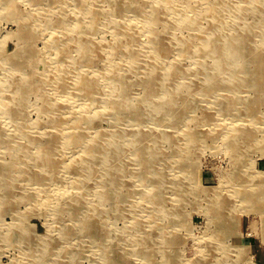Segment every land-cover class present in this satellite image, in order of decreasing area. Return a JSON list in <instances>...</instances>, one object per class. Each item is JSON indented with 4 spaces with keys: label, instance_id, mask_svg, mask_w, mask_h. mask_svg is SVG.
Instances as JSON below:
<instances>
[{
    "label": "rangeland",
    "instance_id": "obj_1",
    "mask_svg": "<svg viewBox=\"0 0 264 264\" xmlns=\"http://www.w3.org/2000/svg\"><path fill=\"white\" fill-rule=\"evenodd\" d=\"M82 1L84 0H12L9 7L10 11H14V13L8 12L5 6L0 5V82L6 85L4 90H0V95L3 96L4 101L11 94L9 90L15 87L13 82L16 81V75H10L8 72H15L17 76L24 77L20 82L25 86L24 92L16 93L11 98L25 100L22 95L27 89L26 103L28 104L22 107L21 115L28 123V127L36 130V133H32L35 138L39 137L40 133L49 137L55 134L48 121L49 115L47 114L49 113L43 114L41 111L48 107L49 100L53 103L72 96L75 108L80 106L82 101H86L85 95L77 92L76 89L70 90L66 87L64 90V86H67L65 82L61 83L63 84L61 90L57 88L50 95V86L47 87V76L44 71L52 69L53 65L57 66L59 70L68 68L70 78H76L74 84H78L81 68L84 65L83 68L88 71L87 79L97 85V77L93 71H99L105 67L107 50L110 49L109 44L115 45L118 42L116 40L117 27L108 21L117 20L118 11L107 6L106 0H99V7L104 11L101 12L99 23L98 20L94 22L98 23V29L95 31L88 29V32L93 34L91 41L94 46L89 63H82L86 60H80L79 52L72 48L73 56L78 57L77 61L80 60V62H74L71 66L64 65L58 52L50 47L49 40L54 33L59 34L61 26L67 24L69 27L71 22L82 18L79 14L72 12L78 11L77 4ZM193 1L186 0L188 4H192ZM202 1L205 4L208 0H196L195 4L202 5ZM237 1L245 10L253 8L244 6L242 2L245 0L231 1L230 9L224 14L226 17L232 16L234 11L232 7L236 5ZM101 2L103 3L101 4ZM55 11L64 12L65 18L55 15ZM36 16L38 19L32 24L30 20ZM89 17L95 18L94 16ZM85 20L87 21V19ZM165 21L168 22L166 18ZM168 23L167 25L159 24L154 29L166 39L168 44L170 39L177 38L180 41L182 38L192 35L188 29L178 30L170 22ZM200 23L209 27L207 21L201 17ZM253 26L250 31V47L253 53H263L264 24L258 23ZM147 39V35H143L140 37V43L147 45ZM170 45L173 46L168 48L170 56L178 54L179 52L175 51L177 44ZM117 47L115 54L119 55L122 46ZM175 58L177 61H181L182 67L191 69L192 62L190 60L182 57ZM170 61L174 62V60ZM204 65L213 70L216 63L206 60ZM17 70L22 73H17ZM219 75L212 78L217 84L234 80L241 83L245 78L244 75L233 78L227 72L219 73ZM183 80V76L178 79L180 85L189 86L187 98L190 99L188 102L190 106L184 113H187L188 116L178 125L162 122L159 124L162 126H158L157 121L149 116H145V120L140 124L134 116L124 113L123 117L109 115L98 118L100 132L98 133L96 129L86 132L85 135L88 136L101 133L99 144L111 140L112 133H119L118 138L113 137L111 142L115 146L121 147L120 156L123 167H120L123 177L120 184L112 181L106 184L105 202L102 200V191L99 187L102 184V175L108 169L107 166L97 164L95 167L93 164L91 169L88 168L87 171L90 172L94 169L96 173L94 177V172H91L92 178L84 180L86 187L80 188L84 193H88L87 196L82 199L80 192L78 194L71 192L66 201H77L76 205L73 207L67 205L61 208L57 200L54 199L55 189L59 186L56 180H54L55 182L42 180L34 183L29 182L25 177H20L19 180H14L12 177L17 171V164L25 159V148L31 147L27 137L21 134H17L15 137H4L5 134H0V166L8 167L6 180H0V186L3 189L0 191V264H113V262H108V248H111L110 253L114 255H112V261H116V264H166L169 256L174 257L177 264H198L202 259L211 260L213 258L218 264H230L240 254L237 251L241 250H244L245 254L240 264H264V214L261 213L263 209L258 211L242 209L239 204L233 210L231 216L237 220L235 234L228 233L224 240L232 251L230 256L234 257L226 259L222 253L213 251L207 244L208 239L212 238L217 231V222H212L213 213L206 208V201L202 202L200 197L195 200L192 195L188 172L189 164H195L199 174L197 184L201 188L207 189L204 193L205 197H208V192L212 195L213 189L218 187L220 189L227 187V190L233 189L234 185L241 182L233 179L240 169L250 171L255 182H264V150L261 149L264 147V121L259 117L255 122H252L246 116H241V111L250 108L251 104L248 102L243 103L240 110L227 114H222L220 105L217 106L223 95L253 98L254 92L247 86L240 87L238 91L234 92V95L219 90L213 95L207 90L205 91L209 84L205 83V78L200 77V73ZM70 81L72 82V80ZM135 82L131 89L132 96L138 100V105L141 107L144 105L143 99L147 88L145 83L138 81L137 78ZM34 85H38V87L35 89ZM40 87L43 88L42 91ZM202 89L207 95L200 93ZM43 95L47 97L43 98ZM110 95H113V99L108 102L110 105H113L112 101H119L117 93ZM105 97V94L93 91L88 96V99L92 101L90 107L105 105L107 103ZM210 101L211 105L208 104ZM55 107L57 114H60L65 108L64 105ZM112 111L116 113L117 109H112ZM257 111L264 114V105ZM209 113L213 115L214 121L210 122L211 125L204 123L200 128L207 133L205 146H200V141H196L192 145L187 144L185 137L182 136V130L186 129L187 121L193 117L195 120H201L204 115ZM1 125L8 133L14 124L0 112V127ZM237 125L238 128L233 129ZM38 126H45V128L39 129ZM238 129H247L243 139H239L235 133ZM133 130L135 133H149L150 138H145L143 149L155 145L153 144L155 134L171 135L170 140H165L163 144L156 146L153 171L141 165L139 155H135L136 150L130 144L131 140L135 138ZM72 131H61L57 134L65 135V132L72 133ZM210 131H214L215 134L211 136ZM222 131H224L223 134ZM223 135L232 140L233 145L228 140H224ZM39 138L41 142H47L44 138ZM15 140L16 142H14ZM54 142H56L54 153L58 149L56 156L65 162H70L69 159L73 158V154L78 151V148L80 149L74 144L67 145L64 149V152L67 153L63 152L65 154L63 155L62 148L58 144L60 139L54 136ZM17 143H20V148L15 149L14 146ZM236 150L238 151L234 153ZM32 151L35 150L32 149ZM59 151L61 152L59 153ZM36 153L39 152L36 151ZM146 155L150 156L147 153ZM182 155L184 158L179 159L178 156ZM178 160H183L185 169H179ZM115 166L112 162L109 164V169L110 167L115 168ZM64 167L65 165L60 162L49 171L57 175L61 182L68 183L75 176L70 177L63 173L66 172L62 170ZM38 172H40L39 168H37L36 174ZM161 177L164 180L162 191L166 196V201L158 203L155 206V211L151 212L153 210L148 208L149 203L143 201V195L149 188L148 186L152 187ZM184 178L188 187L186 189L188 195L184 203L177 204L174 188ZM4 181L7 182V185L9 183L16 187L14 195L8 193L9 185L4 190ZM237 189L244 192L240 186ZM5 191L7 195L4 196L3 192L5 193ZM46 196L50 198L48 201ZM148 196L156 197V193L148 194ZM34 200L36 203H33ZM177 205L182 217L179 215L177 217L168 216L167 211L172 210L175 206L177 208ZM57 207L60 209L59 216L52 212ZM88 215L94 218V222L91 223V228L82 229V220L86 219L85 216ZM172 221L177 224L176 227L170 225ZM59 229L61 230L59 231ZM65 231H67V236ZM160 231L165 232V235Z\"/></svg>",
    "mask_w": 264,
    "mask_h": 264
},
{
    "label": "bare ground",
    "instance_id": "obj_2",
    "mask_svg": "<svg viewBox=\"0 0 264 264\" xmlns=\"http://www.w3.org/2000/svg\"><path fill=\"white\" fill-rule=\"evenodd\" d=\"M106 1L107 6L118 11L117 20L114 22L108 20L117 27L118 32L116 34V40L118 42L115 45L109 44L110 49L107 50L108 56L105 59V67L102 70L93 71L94 75L97 77V85L87 79L88 71L83 68L84 65L81 68L80 81L78 84H74L76 78H70L68 68L66 70L64 68L59 70L57 66L53 65L54 67L52 66V69L44 71V74L47 76V87L50 86V95H52L53 91L57 88L61 90L63 85L61 83L65 82L67 86H64V90H66V87L70 90L76 89L77 92L83 93L86 97V101H82L83 103L77 106V108L74 107L75 102L73 101V97L68 96L63 100H58L53 103L49 102V100L47 102L48 107L41 110L43 114L49 113L47 114L49 115L48 121L52 127V132L55 131L54 136L60 139L58 144L59 147L62 148V153L67 145L74 144L80 147L81 151L78 148V151L73 154V158L69 159L70 162H65L62 158L56 156L58 149L54 153L53 149L56 144V142L53 143L54 136L49 137L44 133L38 134L39 137L44 138L47 142H41L39 137H33L32 133H36V130L34 128H29L28 123L24 121L21 115L22 107L28 104L26 103L27 89H25V94L22 95L25 100L21 98H11L15 96L16 93L21 91L24 92L25 86L20 84L24 77L17 76L15 72H8L10 75H16V81L13 82L15 87L12 86L13 88L9 90L11 93L9 98L4 101L3 96L0 95V100H2V102H0V112L4 114L9 122L14 124L8 133H6L7 130L3 129L1 125L0 134H5L4 137H15V135L21 134L27 137L30 146L35 150L32 151L31 147L25 148V159L19 160L20 162L16 167L17 171L12 177H14V180L25 177L29 182L34 183L42 180L50 182L56 180L59 186L55 189L54 199L57 200L61 208L67 205L69 207L76 205L77 201H66L71 192H76V194L80 192V198L82 199L87 196L88 193H84L80 188L86 187L85 179H91L93 175L95 177L96 172L94 169L90 172L87 171L88 168H92L93 164H95V167L97 164L100 166L103 164L108 167L106 173L102 175V184L99 187L102 191V200L104 202L106 184L110 181L120 184L119 182L122 180L123 174L121 173V167H123V164L120 156L122 153L121 147L115 146L111 142L113 137L118 138L119 133H112L113 135H110L112 136L111 140L109 139V141L104 144L98 143V140L102 137L101 133V135L96 133L90 136L85 135L87 131H91L92 129H96L98 133L100 132L98 128V118L109 115L123 117L125 113L134 116L140 124L145 120V116H149L157 121L156 123L158 126H162L159 125L162 122L164 124L178 125V123L182 122V120L188 116L187 113H184L190 106L188 103L190 99L187 98V95H189V86L180 85L178 81L182 76L184 80H186L189 76H196L200 73V77L202 79L205 78V83L209 84V87H204L205 91L207 90V92L213 95L218 90L227 92L226 94L232 93L234 95V92L238 91L240 87L248 86L254 92L253 98H245L240 95L234 97L232 95H230V97L223 95L220 97L221 99H219L217 106L220 105L222 114H227L231 111L240 110L242 104L248 102L251 106L249 109L243 108L244 110L241 111V116H246L251 119L252 122H255L259 117L264 121V114L257 111V109L264 105V50L263 53H253L250 47V31L254 27L253 25L258 23L264 24V0L243 1L242 4L244 6L253 7L251 10H245L237 1L236 5L232 7V10H234L232 16L227 17L224 14L230 9L229 3L234 0H208L205 4L202 1V5L198 6L195 4L196 0H194L192 4H188L186 0ZM11 2L12 0H0V5L5 6L8 12L14 13V11H10L9 5ZM102 3L103 2H101V4ZM77 7L76 9H78V11L74 10L72 12L74 14H79L82 18L71 22L69 27L67 24H64V27L61 26L59 34L54 33L49 40L50 47L58 52L64 65L68 66L84 59L86 61L82 63H89L91 53L94 52V46L91 41L93 34L88 32V29L91 31L98 29V23L102 16L101 12L104 11V9H100L99 7V0L92 2L84 0L78 3ZM54 14L58 17L65 18L64 12L55 11ZM89 16H94L95 18L91 19ZM200 17L207 21L209 27H205L200 23ZM165 18L175 29H188L192 35L188 38H182L180 41L177 38L173 40L170 39L168 44L166 39L154 30L159 24H169L165 21ZM37 19L38 16L35 18L33 17L30 22L33 24ZM85 19H87V21ZM97 20L98 23L95 24L94 22ZM101 22L104 23L103 21ZM143 35H147L148 37L146 40L147 45H142L140 43V37ZM170 44L174 46L177 44L175 51L179 52L178 54L170 56L168 48L173 47ZM117 46H122L119 55L115 54L118 49ZM72 48L77 49L79 52V61H77L78 57L73 56L71 51ZM175 57H182L183 59L190 60V62H192L191 69L182 67L180 64L181 61H177ZM169 60H174V62H169ZM206 60L215 61L216 66L213 70L204 65ZM142 61L144 64L141 63ZM16 72L22 73L20 70ZM224 72H227L233 78L239 75H244L245 78L241 83L234 80L217 84L212 80L213 76L218 77L220 76L219 73ZM136 78L138 81L144 82L147 88V93L143 99L144 105L141 107L138 105V100L132 96L131 89L136 83ZM70 80H72V82ZM5 87L6 85L0 82V90H4ZM37 87L38 85H34L35 89ZM40 88L42 91L43 88ZM93 91L105 94V101L107 103L105 105L90 107L92 101L88 99V96ZM111 93H117L120 102L112 101L113 105H110L108 102L113 99V95H110ZM200 93L207 95L203 89ZM46 97V95H43V98ZM211 101L208 103L209 105L212 104L213 101ZM54 105H64V111L57 114V108ZM111 108L117 109L116 113H114ZM212 116L213 115L209 113L204 115L201 120H195L193 117L187 121L185 126L186 129L184 128L182 130V136L185 137L187 144L192 145V143L200 141V146H205L207 133L200 128L204 123L213 122L214 118H212ZM192 122L194 127L193 124H191ZM209 125H211V123ZM37 128L43 129L45 126H38ZM237 128L238 125L233 129ZM61 131H72V133L65 132V135L61 133L57 134V132ZM246 132L247 129H238L235 133L239 139H243ZM77 133L78 135H76ZM133 133L135 138L131 140L130 144L136 150L135 155H139L140 157L139 163L153 171L152 167L156 159V146L158 144H163L165 140H170L171 135L165 134L162 136L160 134H155L153 139V144L155 145L153 147L147 146V149L146 147L143 149L145 138H150V135L148 136L149 133H135L134 130ZM209 133L211 136L215 134L214 131H210ZM223 133L224 131H222V134ZM223 137L224 140H228L231 145H233L232 140L225 138V135H223ZM14 142H16V140ZM14 148H20V143L15 144ZM261 149L264 150V147ZM36 151L39 153H36ZM61 151H59V153ZM79 151L80 153H78ZM237 151L238 150L234 153ZM64 153L63 155H65ZM146 153L150 156L147 157ZM178 158L183 159L184 157L182 155L178 156ZM60 162L65 165L62 170L66 172L62 171L63 173L70 177L75 176L73 179L69 180L68 183L61 182L59 178H57V175L49 171L60 164ZM112 162L116 166L115 168L110 167L109 169V164ZM178 162L180 163L179 169H185L183 160H178ZM37 168L40 169V172L36 174ZM91 172H94V174L92 175ZM188 172L192 195L195 200L200 197L202 202L203 200L206 201V208H208L209 212L213 213L212 222H217V231L212 238L208 239L207 244L213 251L222 253L226 259L234 257L230 256L232 251L229 249L228 245L225 244L224 240L228 233H230V235L235 234L237 220L232 217L231 214L239 204H241L240 207L242 209H250L252 211L263 209L261 213L264 214V182H255L250 171H243L240 169V171L233 176V179L240 180L241 182L234 185L233 189L227 190V187L221 189L218 187L213 189L212 195L208 192V197H205L204 193L207 189L201 188L197 184L199 174L195 164H189ZM7 173L8 167L0 166V180H6ZM163 182L164 180L162 177L159 180L157 179V183H154L152 187L148 186L149 188H146L147 191H145L143 195V201L147 204L149 203L148 208L153 210H150L151 212L155 211V206H157L158 203L166 201V196L162 191L164 188ZM6 183L4 181V190L9 185L8 193L14 195L16 187L13 185L11 186L9 183L7 185ZM239 186L244 189V192L237 189ZM187 188L185 178L174 188L175 195L177 196V204L184 203L186 200L188 195V191H186ZM0 191H3L2 186H0ZM152 193H156V197L148 196V194ZM3 195H7L6 191L5 193L3 192ZM47 197L48 196H46V199L48 201L50 198ZM33 203H36V200H34ZM177 208L175 206L172 210H168V216L177 217V215H179L182 217L181 213H179V208ZM59 211V207L52 210V212L58 216L60 213ZM85 218L86 219L82 220L81 223L82 229H89L91 228V223L94 222V218L89 217V215L87 217L85 216ZM170 225L174 227L177 226L173 221ZM17 229L19 228L17 227ZM60 230L61 229H59V231ZM160 232L163 234L165 233L163 231ZM63 233L64 230L62 234ZM65 234L67 236V231H65ZM110 249L111 248L107 249L109 255L108 262L116 264V261H112L114 255L110 253ZM237 253L240 254H238L235 261L230 264L241 263L245 251L241 250L237 251ZM166 264L177 263H175L174 257L169 256L168 263ZM198 264L218 263L213 258L211 260L202 259Z\"/></svg>",
    "mask_w": 264,
    "mask_h": 264
}]
</instances>
